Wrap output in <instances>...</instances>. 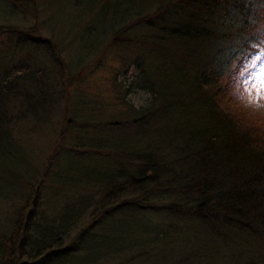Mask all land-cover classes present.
Returning a JSON list of instances; mask_svg holds the SVG:
<instances>
[{
	"label": "trees",
	"instance_id": "16d2710c",
	"mask_svg": "<svg viewBox=\"0 0 264 264\" xmlns=\"http://www.w3.org/2000/svg\"><path fill=\"white\" fill-rule=\"evenodd\" d=\"M70 7L68 24L46 27L44 40L0 26L9 47L17 33L18 48L43 45L49 56L87 37L85 54L67 64L65 91L75 102L63 103L57 141L41 166L22 143L25 122L49 124L61 100L47 81H65L63 70L52 77L54 67L46 71L26 53L15 59L10 50L9 61L7 50L0 53V183L9 191L0 192L9 205L0 264L114 257L264 264V119L225 85L242 62L260 51L264 58V0H72ZM110 55L123 72L138 73L130 81L114 75L110 104H101L84 94L81 79ZM138 90L151 94L148 105L127 101ZM92 158L101 166L85 173L87 191L61 192L84 181L71 165ZM151 213L168 217L166 228Z\"/></svg>",
	"mask_w": 264,
	"mask_h": 264
},
{
	"label": "rangeland",
	"instance_id": "374dc122",
	"mask_svg": "<svg viewBox=\"0 0 264 264\" xmlns=\"http://www.w3.org/2000/svg\"><path fill=\"white\" fill-rule=\"evenodd\" d=\"M46 1L50 2L52 5H48L50 3H46ZM32 3V6H17L13 5L14 3L12 0H0V26L2 25V27L5 28V24L16 25L18 28H24V35L28 34L38 37L40 35L38 34L39 31L42 32L41 35H48L46 27L55 25V28H63V26L68 24V22L62 17H64L69 12L72 0H34ZM35 7L38 10L37 19L35 15ZM47 9L48 11L51 9L49 18L48 14H45ZM36 21L37 23L35 25ZM2 35L3 32L0 33V53H2L1 56H3L7 50V61H9L10 55H12L10 51L12 50L14 52L15 59L16 56L19 57L26 53L27 56L29 55V58L37 61V66L42 67L46 71L51 72L53 69L50 68L54 67L55 71H52L50 76H52L53 72L56 73V69L63 70L62 74L65 81L61 80L60 77L55 78L54 83L47 81L49 85V93H52V95L55 94L56 97L59 96L61 100L59 102V106L56 109L53 108V111L50 113L49 124L42 127H33V124L30 123V121L25 122L27 134L23 138L22 143L27 145V147L25 145L24 146L28 153L30 156L32 155L34 161H36L41 166L40 163L43 164V161L46 160L57 141V134L59 131V126L61 125V119L63 117V103H66L67 101L69 102V100L75 102V96H69L68 94L71 92L69 87L68 90L65 91V86L67 87L66 79H68L67 75H69L67 74V72H69L67 70V64L72 60H75V58L85 54L86 50L85 48L82 49L81 45L85 44V42L82 40L87 39V37L85 36L81 38V40L77 41V43L72 48V51L70 50L69 52L66 49L65 52H54V54H52L53 56H49L46 54L47 51L44 53L45 49L43 48V45H34L32 47L31 45L22 46L21 44V46L18 48L19 43L16 45V41L18 40L17 33H15L13 37V39L15 38V43L14 41H11L9 47L7 37L5 40ZM7 35L12 36L11 34H6V36ZM4 45L6 47H2ZM11 46H13V48H11ZM84 47L86 46L84 45ZM262 55L263 54H261V51L257 52L254 57L242 62L241 67H243V69H239L237 73H234L233 71L232 77L229 78V81L225 85L226 92L231 98L246 108V110L249 111L254 117H260L264 119V58ZM1 66H4V64ZM1 66L0 69H2ZM120 66V61L117 58H113L112 55H110L108 60L91 65L87 72H85L86 74H84L81 79V81L85 82L81 85L83 86L82 90L84 94L91 99L98 97L96 100H99V102L101 101V104L109 103V100L112 97L110 91L112 90L111 83L113 76L116 75L118 76L117 79H127L130 81L132 80L131 73H133V78L135 77V74L138 73V69H135L134 66L126 69L125 72H123V69H121ZM235 74L237 75L235 76ZM89 84L92 85L89 86ZM77 94L80 95L81 92H78ZM126 99L136 107H139L140 105H148L151 99V94L146 91L138 90L132 93L129 92L126 95ZM109 104H106L107 108L113 107V109H120L119 106H108ZM100 166L101 165L95 162L93 158L86 159L84 161V166L71 165V171L76 173L73 174V177L76 179L79 178L77 173L80 172L84 181H82L83 183H78L75 186L72 184L62 185L61 192H66V195L86 192V183H88L89 179L85 178V173H90L93 169L98 170ZM0 192H2L3 195H6L9 191L0 183ZM8 211V202L4 201V199H0V229H4L5 227L4 223L5 218L9 213ZM148 217H150L152 221L156 222V224L161 223L162 229L166 228L167 223L170 222L167 221L168 217L162 214L157 215L156 213H151L148 215ZM158 246L161 247L162 245ZM185 252L188 253V251ZM125 255L127 256L128 253ZM114 258L99 259L96 264H118L120 259L117 260Z\"/></svg>",
	"mask_w": 264,
	"mask_h": 264
},
{
	"label": "bare ground",
	"instance_id": "6f19581e",
	"mask_svg": "<svg viewBox=\"0 0 264 264\" xmlns=\"http://www.w3.org/2000/svg\"><path fill=\"white\" fill-rule=\"evenodd\" d=\"M23 6V5H22ZM44 10V9H43ZM43 10H42V12H43ZM48 9H47V11H46V13L45 14H48ZM47 31V30H46ZM48 33V32H47ZM38 34H40L38 37H39V39L40 40H44V38H48V36H49V33H48V35L47 36H45V35H41L42 34V32L41 31H39V33Z\"/></svg>",
	"mask_w": 264,
	"mask_h": 264
}]
</instances>
